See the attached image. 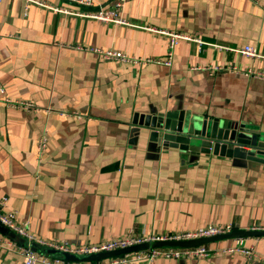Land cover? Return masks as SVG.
Masks as SVG:
<instances>
[{
	"label": "crops",
	"instance_id": "1",
	"mask_svg": "<svg viewBox=\"0 0 264 264\" xmlns=\"http://www.w3.org/2000/svg\"><path fill=\"white\" fill-rule=\"evenodd\" d=\"M38 1L44 6L30 4L25 15L23 1L0 2V211L36 239L71 246L213 225L263 229L264 165L158 149L132 118L193 111L264 133V78L244 75L264 74V0ZM105 11L119 22L89 17ZM154 31L199 42L180 41L167 66V37ZM244 46L260 57L229 51ZM95 49L158 63L103 61ZM5 95L36 110L9 109ZM225 241L211 246L264 255V237ZM6 242L24 239L0 225V264H22ZM124 264L263 263L233 253Z\"/></svg>",
	"mask_w": 264,
	"mask_h": 264
},
{
	"label": "built area",
	"instance_id": "2",
	"mask_svg": "<svg viewBox=\"0 0 264 264\" xmlns=\"http://www.w3.org/2000/svg\"><path fill=\"white\" fill-rule=\"evenodd\" d=\"M1 1L2 0H0V2ZM21 1H23L24 3L23 15L27 13L30 4H34L40 7L44 6L43 3H41L38 0H21ZM71 1L86 7L93 5V0H71ZM124 2L125 0H118L115 7L121 8ZM53 10L56 12L60 11L58 9H53ZM89 17L104 22H109V21H114V23L119 22L116 21L115 13L112 11L99 12ZM154 32L167 37L169 52L167 54V58L164 61H162V64L167 66L170 65L173 55V50L180 41H189L196 43L199 42L196 39L177 33L165 32V31H154ZM229 51L251 58L260 57L256 53L255 49L249 46H244L242 48H236V49H229ZM93 52L99 57V59L103 61H115L130 65H144L147 63H154V62L158 63V61L142 60L131 56H126L114 50L103 51V50L95 49L93 50ZM220 69L221 67L219 66H214L210 68V70L213 71H218ZM231 69L236 71L235 67H232ZM244 75L264 78V74L254 73L251 70H247L246 73H244ZM0 93L4 95L2 87H0ZM3 102L4 105L9 109H18L28 113L34 112L36 110L32 103L27 101L12 100L9 99V97H7L6 95L4 97ZM47 142H48L47 132L44 131L36 142V156L38 161H40L44 156ZM0 225L9 229L11 232L24 239V243L17 245L11 242H6L7 246L14 248L16 253L21 257L22 264H75L65 260L64 255L68 254L77 257L78 259H81L88 257L90 255L124 249L128 247L140 245L143 243L152 244L154 242H163V241H186V240L198 239V238H209L231 232V228L229 226L213 225V226L202 227L190 232L176 233L169 236L145 237V236L130 234L123 238H112L96 245L85 244L82 246H71L65 241L53 242V241H44L41 239H36L27 231V229L24 226L17 223L15 213H11V212L3 213L0 211ZM260 230H264V228ZM35 246L41 247L44 250L53 251L54 255H49L45 252H39L35 250ZM233 253L239 254L250 261H259L264 264V255H260L254 252L250 248L242 247V245L226 247V248H214L211 246V244L206 246H198L195 248L149 249L146 251L128 254L121 257L111 258L103 261L86 262V263L78 262L76 264H106V263L124 264L131 260L138 261L142 259H146L149 262L152 259L159 256L168 259H201V258H207L211 255L220 256V255H227Z\"/></svg>",
	"mask_w": 264,
	"mask_h": 264
},
{
	"label": "water",
	"instance_id": "3",
	"mask_svg": "<svg viewBox=\"0 0 264 264\" xmlns=\"http://www.w3.org/2000/svg\"><path fill=\"white\" fill-rule=\"evenodd\" d=\"M132 125L139 136H144L158 149L174 150L195 158L200 155H219L239 165H246L247 162L264 165V133L250 129L244 124L222 121L218 117L199 116L193 111L164 113L149 110L147 113L134 114ZM248 237H264V230L231 231L209 238L186 241L143 243L81 259L68 254L64 255V258L71 262H98L149 249L195 248Z\"/></svg>",
	"mask_w": 264,
	"mask_h": 264
},
{
	"label": "rangeland",
	"instance_id": "4",
	"mask_svg": "<svg viewBox=\"0 0 264 264\" xmlns=\"http://www.w3.org/2000/svg\"><path fill=\"white\" fill-rule=\"evenodd\" d=\"M77 4H78V3H77ZM79 5H80V4H79ZM85 7H86V6H85ZM258 58H259V57H258ZM226 242H227V241H223V242H221V243L224 244V243H226ZM221 243H216V245H220ZM223 244H222V245H223Z\"/></svg>",
	"mask_w": 264,
	"mask_h": 264
},
{
	"label": "trees",
	"instance_id": "5",
	"mask_svg": "<svg viewBox=\"0 0 264 264\" xmlns=\"http://www.w3.org/2000/svg\"><path fill=\"white\" fill-rule=\"evenodd\" d=\"M231 231H234V229H231Z\"/></svg>",
	"mask_w": 264,
	"mask_h": 264
}]
</instances>
